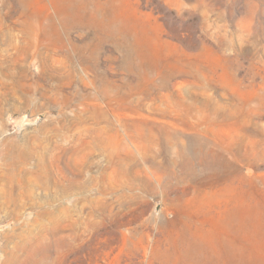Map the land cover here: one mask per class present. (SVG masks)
<instances>
[{"label": "rangeland", "instance_id": "1", "mask_svg": "<svg viewBox=\"0 0 264 264\" xmlns=\"http://www.w3.org/2000/svg\"><path fill=\"white\" fill-rule=\"evenodd\" d=\"M32 139L0 264H264V0H0V148Z\"/></svg>", "mask_w": 264, "mask_h": 264}, {"label": "bare ground", "instance_id": "2", "mask_svg": "<svg viewBox=\"0 0 264 264\" xmlns=\"http://www.w3.org/2000/svg\"><path fill=\"white\" fill-rule=\"evenodd\" d=\"M32 141V146L22 144L9 150L0 148V198L4 193L8 195L5 202H0V208L8 203H17L18 197H23L27 206L28 200L34 198L37 189V140ZM41 160L43 162L44 158L41 157ZM38 173L41 177H48V170L44 168ZM43 183L48 185L50 182L47 179Z\"/></svg>", "mask_w": 264, "mask_h": 264}]
</instances>
